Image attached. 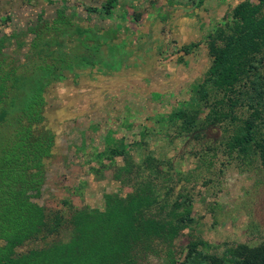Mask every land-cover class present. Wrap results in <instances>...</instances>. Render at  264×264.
Segmentation results:
<instances>
[{"label":"rangeland","instance_id":"1","mask_svg":"<svg viewBox=\"0 0 264 264\" xmlns=\"http://www.w3.org/2000/svg\"><path fill=\"white\" fill-rule=\"evenodd\" d=\"M241 1L256 3L212 0V6L222 2L224 10L214 19L210 33ZM54 7L42 12L23 7L22 12L4 18L0 14V36L4 35L0 40L5 39L0 45V77L14 71L19 78L22 71L32 72L40 60L49 62L52 57H62L74 66L84 50L86 30L73 26L76 14L66 11L58 15ZM204 39L190 50L196 71L192 88L177 93L166 107L148 106L144 101L140 109L125 110L120 122L113 115L115 110L85 109L81 122L76 123L78 110L57 107L54 93L58 84L46 88L44 123L54 139L49 156L42 160L44 180L34 201L43 209L49 226L54 220L60 223L53 233L22 244L15 250L17 255L49 250L51 254H46L57 258L55 249L72 239L75 213H102L108 198L124 205L138 201L136 214L150 220L152 226L146 233L132 234L126 242L109 240L110 251L97 263L94 258L99 247L91 243L90 250L78 256L80 262L169 264L183 259L190 242L204 244L196 247L201 254L216 256L240 244L256 247L264 242V156L260 159L252 145H245L241 152L234 145L248 115L245 100L235 95L226 99L225 94L208 87L201 99L198 89L210 64ZM180 47L169 44L167 49L177 55L176 64L184 66L186 55L179 52ZM20 95L16 94L15 107ZM176 112H183V117L171 118ZM7 114L4 124L0 122V139L11 119ZM258 136L256 141L261 140ZM122 149L123 157L113 153ZM186 210L188 221L168 241L176 220Z\"/></svg>","mask_w":264,"mask_h":264},{"label":"trees","instance_id":"2","mask_svg":"<svg viewBox=\"0 0 264 264\" xmlns=\"http://www.w3.org/2000/svg\"><path fill=\"white\" fill-rule=\"evenodd\" d=\"M116 1L104 0L101 12L107 15ZM203 1L197 0L196 7ZM83 46L84 50L75 62L77 68L93 65L99 47ZM195 46H181L179 52L187 55ZM205 48L210 64L198 89L201 99L205 98L208 87L216 88L225 94L226 99L235 95L245 100L248 115L242 120L234 145L240 152L245 145H252L259 158L263 159L264 0H256L254 4L238 2L208 35ZM65 61L62 57H52L49 62L40 60L32 72L22 71L19 78H15L14 71L5 72L0 77L1 124H4L5 115L11 114L10 121L5 123L7 131L0 139V264H93L86 259L82 262L78 259L80 254L90 250L91 243L99 247L94 258L97 263L110 251L109 240L118 238L126 242L132 234L146 233L152 226L150 220L141 219L136 214L139 213L138 201L134 205H124L108 198L102 213H75L71 220L74 228L72 239L67 245L55 249L57 258L49 255L52 252L49 250L16 254L15 250L22 244L36 240L44 233H53L60 223L54 220L49 226L43 209L34 200L38 198L44 180L42 160L49 156L54 139L44 123V93L47 87L65 79L63 69L67 72L72 70V65ZM237 87L240 90H236ZM18 92L21 93L16 100L19 105L15 107ZM170 116L182 118L183 112ZM213 121L214 118L210 123ZM257 134L261 140L256 141ZM113 153L123 157L124 149ZM187 212L176 220L167 236L168 241L174 239L176 232L188 221ZM199 245L204 244L190 242L183 259L169 264H264V242L256 247L240 244L222 256L201 254L196 250Z\"/></svg>","mask_w":264,"mask_h":264},{"label":"crops","instance_id":"3","mask_svg":"<svg viewBox=\"0 0 264 264\" xmlns=\"http://www.w3.org/2000/svg\"><path fill=\"white\" fill-rule=\"evenodd\" d=\"M52 1L0 0V14L9 17L23 7L50 11L55 5V14H76L71 22L76 29L86 30L85 46L99 45L93 65L77 68L74 63L55 88L61 111L78 110L76 123L81 122L85 109L115 110L113 115L120 122L125 110L140 109L144 101L148 106L166 107L177 93L192 88L195 57L189 53L181 66L176 64L177 55L168 53L167 48L169 44L171 48L194 44L204 37L206 41L214 19L224 10L222 2L217 7L212 6V0H204L199 7L196 0H117L107 15L99 16L104 0ZM79 39L82 42L83 38ZM1 41L3 45L5 39ZM198 49L203 53V46Z\"/></svg>","mask_w":264,"mask_h":264},{"label":"water","instance_id":"4","mask_svg":"<svg viewBox=\"0 0 264 264\" xmlns=\"http://www.w3.org/2000/svg\"><path fill=\"white\" fill-rule=\"evenodd\" d=\"M196 2H197V0H196Z\"/></svg>","mask_w":264,"mask_h":264}]
</instances>
